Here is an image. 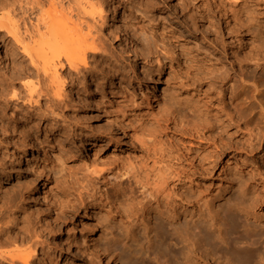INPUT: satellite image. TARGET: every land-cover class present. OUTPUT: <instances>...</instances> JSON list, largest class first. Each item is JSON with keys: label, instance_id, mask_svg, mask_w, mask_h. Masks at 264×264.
Here are the masks:
<instances>
[{"label": "rangeland", "instance_id": "rangeland-1", "mask_svg": "<svg viewBox=\"0 0 264 264\" xmlns=\"http://www.w3.org/2000/svg\"><path fill=\"white\" fill-rule=\"evenodd\" d=\"M11 1L9 8L0 5V19L11 14L23 40L15 42L0 26V76L14 60L28 64L20 49L29 35L46 49L50 27L71 30L77 22L98 48L87 51L80 72L60 57L58 109L32 102L34 92L31 101L12 97L3 109L15 122L6 127L0 117L6 140L0 206L13 215L0 224L11 219L19 227L20 216L29 215L33 235L27 244L3 243L0 251L35 247L31 264H194L190 244L173 249L154 234L167 222L157 209L180 201L166 197L180 175L203 191L192 194L201 213L174 221L194 222L212 238L200 263L216 264L210 253L218 251V264H264V0ZM87 1L99 9L109 4L114 15L87 29ZM72 31L62 43L71 45L78 35ZM163 64L170 66L156 76ZM30 81L35 77L22 75L4 97L25 93ZM37 105L47 114L28 115ZM22 121L29 124L19 135ZM223 222L228 231L249 234L250 243L234 244L229 236L221 242ZM126 229L134 236L112 243L111 233L120 237Z\"/></svg>", "mask_w": 264, "mask_h": 264}, {"label": "bare ground", "instance_id": "bare-ground-1", "mask_svg": "<svg viewBox=\"0 0 264 264\" xmlns=\"http://www.w3.org/2000/svg\"><path fill=\"white\" fill-rule=\"evenodd\" d=\"M9 1H11V0H0L1 7L7 6L10 3ZM234 1H236V0H234ZM11 2H13V1H11ZM87 2H89V1H87ZM11 4L13 5V3H11ZM90 4H93V2H89V4H88L89 8L88 9L83 4L84 8L87 9V10H84L85 14L89 15V19L92 21V24L91 23L88 24L89 22L88 23L86 22V25H88L87 29L89 27L95 28L96 25L98 26L97 28H100L99 25H102L105 22L106 16L112 17L114 15V11H113L114 9L111 8L110 5L107 3L105 4V6H103L104 7L103 9H101V8L99 9L97 6H94L95 4L94 5H90ZM88 5H86V6H88ZM59 6L60 5H58V8H59ZM7 7L9 8L10 5H8ZM79 7H82V5ZM54 10H52V11H54ZM82 10H81V12L83 13ZM7 11H9V9ZM51 14L54 15L55 13L52 12ZM56 15L54 16V18H58V16H56ZM63 15H64V13H63ZM60 16H62V15H60ZM4 17H5L4 19H0V26L5 28V32L7 35H10L15 42L18 41V43H19L20 38L17 36V34H19V32L17 33V30H16L17 28H16L15 23L12 19L13 17H11V14H9V13H7V14L5 13ZM50 18L52 19L53 17H50ZM61 19H64V18H61ZM65 19H67V18H65ZM52 20H54V19H52ZM70 20L67 19V21H70ZM50 22H51V20H50ZM73 22H76V21L73 20ZM73 22L71 21V23H73ZM49 24H48V26L50 27L51 24L50 25ZM73 24H71V25H73V27L69 28L71 30H68V29H66V30L61 29L60 30L59 29L61 31L59 33H57L59 31V30H57V28H56V31L54 29H51L53 27L48 28L49 32L48 31L47 32L49 35H47V37H49L51 34L52 35L51 38L53 40H52V42H50V41L44 42L43 41V43H47V42L50 43V45L47 43V46H46V44H44L47 47L46 48L47 50L44 48H43L44 50L42 48L41 49L39 48L40 44H42V41H40L39 46H38V43H36L35 39H33V40L30 39V38H34L35 35L31 34V35H33V37L32 36L30 37V35H29V38H28L29 44L22 46L21 47L22 49H20L21 52L27 56L28 64L25 65L22 62L16 63V61L14 60L13 61L14 65L11 68L10 73L7 72L6 76H4V75L0 76V105L2 108V110H0V117H1L3 124L5 123L4 126L7 127L11 123L15 122V115H14V117L11 116V117L7 118L5 116V111L3 110L6 108V106L10 105V100L12 99V97L13 98L14 97H16V98L27 97L28 101H31V99L33 98L32 93L34 92L36 95V99L32 100V102L34 101L35 104H41V102L43 101V104L45 106L51 107L50 112L54 108L58 109L60 107V105L62 104V100H63L62 99L63 98V89H62L63 81L61 80L62 76L60 77V74H59L60 72L58 73L59 69H57V67L59 66L60 68H63V64H64L63 62H61L60 57L63 56L62 58H64V61L66 62L68 67L75 69L77 72H80L81 70H79L77 68V65L78 64H83V65L87 64V51H93V50L96 51L95 49L98 48L95 44V41H91L88 43L87 37L85 36L88 34V32H87V34H85V33L81 34V29L78 28L79 26L77 27V22H76V24L75 23H73ZM89 25H92V26H89ZM55 26H56V24H55ZM67 27H69V26H67ZM117 27H118V25H117ZM44 29L47 30L46 28H44ZM62 30H63V32H62ZM39 31L42 32L41 30H39ZM70 31H72V32L77 31L78 32L77 37L75 39L72 38L73 41L75 40V42H78V45H75L76 43L73 41H72V43H74V45H72L71 42H70L71 45L67 44L68 41H67V43L64 44V42L66 40L65 36H67V34ZM40 32H37V35ZM44 34H45V32H44ZM44 34H42L41 36L44 37ZM46 34H45V36H46ZM73 35L76 36V33ZM41 36L39 34V38ZM87 36H91V35L88 34ZM37 38H38V36H37ZM63 38H64V40H63ZM21 39H22V37H21ZM58 40H61L60 41L61 43H62V41H64L62 43L63 45H62L61 49H59L60 46L58 44H60V42L58 43ZM86 40H87V42H86ZM80 42H81V44H79ZM246 42H248V41L244 40V39L242 40V44H245ZM23 44H24V42H23ZM68 47H69V49H68ZM169 66L170 65H167V64L161 65L160 67H158L156 69L155 75L159 76L161 73H164L167 70V68H169ZM134 68L135 67H133L132 72H136ZM68 73H69V71H68ZM26 74H29V76L35 77V82L31 83V81H30L29 83H31V84H29V87H28V85H25L26 86L25 93H22L21 90L17 91V92L12 91V94L9 97H4V96H7L6 93H8L7 91L9 89V87H10V89H12L13 87H16L19 84L17 82V80L19 78H21L22 75H26ZM41 108L42 107H40L39 105L34 106L32 108V111L28 112V115H30V116H35V115H39V114L46 115L47 114L46 113L47 108L44 107L42 110H41ZM24 119H28V117L24 116ZM21 124L23 126V131H19V135L23 134L25 129L28 128L29 123L22 121ZM19 143H20V141H19ZM3 144H6V140L0 138V146H2ZM115 144L117 145L118 143H115ZM0 163H2V162H0ZM32 166H35V164L33 163ZM162 179L163 178H161L160 181ZM163 181L164 180H162V182ZM171 182L173 184L171 185V187L168 188V191L166 193V197L172 198V196H173L174 199H176V197H178L179 198L178 200H180V201L176 202L172 198L173 203L171 205L166 206V208H159L156 211L158 214L163 215L164 219L167 220V222L164 220L167 224L165 222L164 223L168 227H171V230H170V228H165V224H164V226H163V224H157L156 231L154 232V234L158 235V236L160 235V238H162L164 240L166 245L172 246L173 249H174V247L179 245V243L182 244L183 242H185L187 244H190V248H188L190 251V254L189 253H188L189 255L187 254L188 255L187 258L191 259V260L193 259L194 264H199L202 261L204 263L206 261H205L202 253L205 252L204 250H206L205 253H207V255H209L207 248H209L208 244L212 240V238L210 237L208 232L205 230H201L198 227V225L194 222H192L190 224H186V225H180L179 222L178 223L174 222V221L181 219V217L186 219L187 218L186 216H188V217L192 216V211H194V213H198V214L201 213L198 206H197L198 208L194 207L193 203L196 201L194 200V197L192 195V194L196 193V195L201 196L202 192H203L202 189H200L201 186L199 184V186L196 187V188H198L199 191L195 192L193 185H191L193 182H195V180L190 178V177L185 178V177H182L180 175L173 177L171 179ZM195 184H196V182H195ZM36 185H34V186L36 187ZM196 185H198V183ZM157 191H160V193H163V191L160 189H157ZM203 198H204V196H203ZM189 207L191 209H189ZM193 208H195V209L193 210ZM9 211H11V210H9V207H7V206L4 207L3 205L0 206V220H3L5 217H9L10 213L13 215V212H9ZM221 211L224 212V210H221ZM91 212H93V213L96 212V209H93V211H91ZM238 212H246V211L243 208H238ZM93 213H91V214L93 215ZM217 214H218V212H216V215ZM202 215H203V213H202ZM207 215H208L209 219L213 218V216L210 214L209 211L207 212ZM28 216H25V215H24V217L20 216L21 220H22V225L19 227H17L18 226L17 222L13 223L12 222L13 220H11V219L7 220V222L9 223L8 225L7 224L3 225V222H1V224H0L1 225L0 226V245L3 243L15 244V243L19 242L20 244H25V243L27 244L30 242V240H29L30 236L29 235L31 233H29L30 228H29ZM110 233H111V231H110ZM124 233L123 232L120 233V237L115 236L113 233H111L112 243H115V242L121 243L122 242L123 244H126V241H123V239H129V238L134 236V234L131 233V230H129V229H126V231ZM32 235L33 234H31V236ZM226 236H229V238H231V240H233L234 244L249 242L252 239L249 234H246V233L245 234H241V233L237 234V233H235V231H232V230L228 231L226 225L223 222L222 225H220L217 237L220 239L221 242H226L225 241L226 240L225 238H227ZM204 239L205 240L207 239V242ZM148 240L151 242L150 239H148ZM34 242H38V241L35 240ZM39 243H40V240H39ZM198 246L201 247V249L198 248L200 250V253H199V251L196 250V248ZM112 247H114V246H112ZM97 248H98V246H97ZM34 249H35V247L33 249H29V245H27V247L23 246L22 249H16L13 252L0 251V264H31V257L35 255V254L33 255ZM112 249L115 250L116 247H114ZM98 250H100V249H98ZM213 250H214V248H213ZM179 251H181V250H179ZM209 252H210V250H209ZM211 252H213V251H211ZM217 252L210 253V257L213 258V260L216 264H218V261L215 258L216 255H214V253L216 254ZM106 253H108V252H106ZM217 254H220V253H217ZM105 256L107 257L108 255H105ZM170 257L173 260L175 258V254L170 253ZM217 257L220 260L219 256H217ZM106 260H107V258H106ZM165 260H166V258L163 260L161 259L162 262H165ZM104 262H105V264L108 263L107 261H104Z\"/></svg>", "mask_w": 264, "mask_h": 264}]
</instances>
